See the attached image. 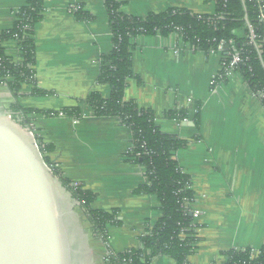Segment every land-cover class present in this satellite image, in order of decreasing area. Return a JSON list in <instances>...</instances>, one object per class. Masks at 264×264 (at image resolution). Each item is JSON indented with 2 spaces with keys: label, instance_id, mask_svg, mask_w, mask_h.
<instances>
[{
  "label": "crops",
  "instance_id": "0c3cea01",
  "mask_svg": "<svg viewBox=\"0 0 264 264\" xmlns=\"http://www.w3.org/2000/svg\"><path fill=\"white\" fill-rule=\"evenodd\" d=\"M26 1L0 0V32L12 26ZM122 1L123 11L137 17L173 8L206 16L216 10L213 0ZM72 5L91 18L77 19L75 11L69 12ZM43 7V19L34 27L33 69L38 87L51 93L34 95L23 84L17 102L35 111L27 115L28 127L62 178L94 194V209L116 211L119 225L107 228L104 241L84 209L60 186L72 264H109V252L139 248L147 226L161 217L159 202L154 195L135 193L147 178L144 167L129 159L131 130L116 117L93 115L83 102L94 90L109 95L108 86L96 83L100 58L112 50L104 0H43ZM234 34L242 38L245 30ZM133 43L132 69L140 81L128 80L124 99L150 108L161 131L188 141L175 153L194 193L198 241L188 264H224V252L230 249L258 251L264 247V106L259 97L238 72L211 86L221 69L217 51L193 49L174 33L141 35ZM3 47L13 61L19 60L15 41ZM5 89L10 105L15 99ZM74 107L80 117L58 115ZM172 109L187 111V117L167 118ZM150 264L176 262L159 255Z\"/></svg>",
  "mask_w": 264,
  "mask_h": 264
},
{
  "label": "trees",
  "instance_id": "16d2710c",
  "mask_svg": "<svg viewBox=\"0 0 264 264\" xmlns=\"http://www.w3.org/2000/svg\"><path fill=\"white\" fill-rule=\"evenodd\" d=\"M215 14L196 15L188 10L168 9L149 13L143 17L123 11L124 1L104 0L107 13L112 50L100 58L96 79L98 85H106L109 95L103 97L97 90L91 91L83 102L98 117H116L131 130L132 151L129 159L140 163L145 169L146 182L135 193L154 195L159 202L161 217L147 226L140 237L139 248L109 255V264H150L159 255L172 258L176 264H188L187 258L195 250L198 241L193 222L190 178L178 165L175 153L188 141L175 134L164 133L156 123L155 113L142 108L135 100H125L124 94L130 78L137 77L132 69L133 40L137 36L176 34L183 42L205 53L216 52L221 41L229 50L239 52L241 62L238 72L250 90L264 105V21L259 17L258 0H213ZM264 3V0H261ZM43 0H27L17 13L12 26L0 32V86H5L15 102L9 105V117L22 128L28 127V113L34 110L22 107L18 102L23 84L30 86L31 94L46 95L49 92L38 87L33 66L35 64L34 27L43 19ZM79 20H89L90 15L75 11ZM243 28L245 36L238 38L234 31ZM251 32L254 36L251 38ZM13 40L20 51L21 61H13L6 55L3 43ZM139 82L140 79L138 78ZM65 116L80 117V109L64 108ZM167 118L183 120L187 111L178 109L166 113ZM194 123L199 125L198 113ZM60 186L70 193L87 214L95 234L106 237L110 225H119L116 211L107 212L92 207L94 194L81 185L62 178L58 169L44 158ZM253 249H230L224 252V264H264V247L258 254ZM215 264V263H211Z\"/></svg>",
  "mask_w": 264,
  "mask_h": 264
},
{
  "label": "water",
  "instance_id": "95a60500",
  "mask_svg": "<svg viewBox=\"0 0 264 264\" xmlns=\"http://www.w3.org/2000/svg\"><path fill=\"white\" fill-rule=\"evenodd\" d=\"M63 198L33 137L0 115V264H72Z\"/></svg>",
  "mask_w": 264,
  "mask_h": 264
},
{
  "label": "built area",
  "instance_id": "2783aa9c",
  "mask_svg": "<svg viewBox=\"0 0 264 264\" xmlns=\"http://www.w3.org/2000/svg\"><path fill=\"white\" fill-rule=\"evenodd\" d=\"M258 2H259V17L262 21H264V3L261 0H258ZM79 9H80L79 6L72 5L69 9V12H74V11L79 10ZM253 37L254 36L252 35V32H251V38H253ZM190 46H191V48L195 49L194 46H192V45H190ZM217 52L221 53V55H222V60H221V65H220L221 69H220V72L215 77H213V79L211 80V82H210L211 86H214L220 79L227 78L230 75H232L235 72L234 69H235L236 65H238L241 62V57H240L239 52H237L234 49L229 50L228 46H226L223 41H221L219 43L218 48H217ZM18 59L19 60L17 62L21 61L20 51H19ZM58 115L62 116L64 114L62 111H60V112H58ZM25 129L33 137L35 143L37 144L38 148L41 151V154L44 156L43 144L36 138L35 131L32 130L30 127H27ZM192 214L194 215V212ZM100 237H101V239L106 241V237H104V236H100ZM252 254L257 255L258 251H256V252L252 251ZM109 255H116V254L109 252L107 257Z\"/></svg>",
  "mask_w": 264,
  "mask_h": 264
},
{
  "label": "rangeland",
  "instance_id": "374dc122",
  "mask_svg": "<svg viewBox=\"0 0 264 264\" xmlns=\"http://www.w3.org/2000/svg\"><path fill=\"white\" fill-rule=\"evenodd\" d=\"M9 96L6 92L5 87H0V115L5 116V117H9V111L7 110L8 106H9ZM74 207V206H73ZM66 207H63V213L65 212Z\"/></svg>",
  "mask_w": 264,
  "mask_h": 264
}]
</instances>
